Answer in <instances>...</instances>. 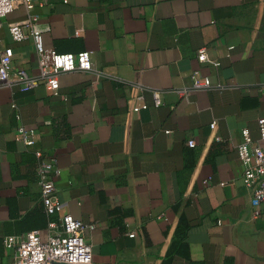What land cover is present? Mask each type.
Wrapping results in <instances>:
<instances>
[{
    "label": "crops",
    "instance_id": "obj_1",
    "mask_svg": "<svg viewBox=\"0 0 264 264\" xmlns=\"http://www.w3.org/2000/svg\"><path fill=\"white\" fill-rule=\"evenodd\" d=\"M34 16L46 49L88 52L93 71L57 90L0 84V264L6 237H44L65 214L93 264H264V204L253 217L237 153L264 117V0H28L1 21L0 50L30 76L32 38L7 28ZM34 149L56 161L53 214Z\"/></svg>",
    "mask_w": 264,
    "mask_h": 264
},
{
    "label": "built area",
    "instance_id": "obj_2",
    "mask_svg": "<svg viewBox=\"0 0 264 264\" xmlns=\"http://www.w3.org/2000/svg\"><path fill=\"white\" fill-rule=\"evenodd\" d=\"M28 0H0L1 21L21 4ZM37 16L8 24V33L15 42L32 38L37 58L38 74L30 76L20 68L11 70L9 63L12 52L10 49L0 50V84L17 85L22 90L33 89L40 84L51 90L59 87L61 74L84 71L92 72L88 52L60 54L53 49H46L41 32L35 30ZM197 59L208 61L204 50H200ZM155 102L158 97L155 96ZM259 144L250 148L251 138L247 129L240 131L237 153L243 165L242 180L245 190L250 194V205L253 217L259 215V206L264 204V117L258 122ZM16 138L26 148L35 145L34 132L23 127L17 129ZM39 160L37 167V184L40 189V201L49 214L58 212L60 203L56 198L55 178L58 175L56 161L45 159L44 153L34 149ZM85 226L69 214L63 215L58 222L51 221L47 233L43 237L38 230L30 231L23 236H8L4 245L12 250L10 259L5 264H93L92 248L84 237Z\"/></svg>",
    "mask_w": 264,
    "mask_h": 264
}]
</instances>
